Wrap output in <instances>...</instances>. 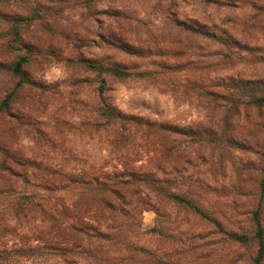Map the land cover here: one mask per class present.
I'll return each instance as SVG.
<instances>
[{
    "label": "trees",
    "instance_id": "obj_1",
    "mask_svg": "<svg viewBox=\"0 0 264 264\" xmlns=\"http://www.w3.org/2000/svg\"><path fill=\"white\" fill-rule=\"evenodd\" d=\"M6 1L14 0L0 3ZM156 1L152 30L141 31L143 19L111 23L102 57H69L91 77L93 98L79 120L54 118L53 127L38 129L39 149L31 154L16 147L20 131L32 125L29 111L16 107L19 92L36 85L27 69L32 50L21 35L28 18H11V32L24 52L9 65L13 86L0 89V264H171L138 245L145 212L154 213L151 231L159 233L181 209L221 227L219 211L206 204L216 180L198 178V160L204 149L211 155L232 151L240 139L234 131L240 113L264 109V83L207 85L198 91L201 112L188 123L121 109L113 83L149 77L175 87L178 77L170 75L194 64L195 39L216 44L213 56H229L246 50L254 36L238 28L229 11L232 0ZM250 8L252 27L264 32V6ZM257 120L264 135V117ZM70 131L86 138L87 146L68 144ZM254 144L264 147V138ZM262 174L251 187L257 201L245 211L249 226L226 230L230 240L255 245L252 264H264V168ZM141 252L147 253L144 259Z\"/></svg>",
    "mask_w": 264,
    "mask_h": 264
},
{
    "label": "rangeland",
    "instance_id": "obj_2",
    "mask_svg": "<svg viewBox=\"0 0 264 264\" xmlns=\"http://www.w3.org/2000/svg\"><path fill=\"white\" fill-rule=\"evenodd\" d=\"M230 12L238 28L246 27L254 41L232 55L213 56L218 46L192 41L191 53L194 64L177 76L175 87L156 83L149 77H135L113 83L112 96L125 111L148 117L194 122L201 112V96L198 91L218 82L225 88L239 81L260 79L264 83V32L251 25L252 4L264 6V0H232ZM156 0H14L0 3V89L7 92L14 84L9 65L20 50L11 32V18L27 17L22 23L21 35L32 50L27 66L36 85L19 92L16 107L26 108L32 125L23 128L16 139V147L24 153H36L39 149L38 129L53 127L54 118L77 121L86 113V103L93 98L89 80L91 77L81 67L70 62L76 53L84 57H102L105 53L103 37L106 28L118 22L147 20L139 25L141 31L152 30L153 8ZM264 13V11H263ZM31 17V18H30ZM136 18V19H135ZM151 19V20H150ZM259 20V17L257 18ZM113 23V24H111ZM237 52V53H236ZM204 61H212L201 67ZM174 75V76H173ZM204 79V80H203ZM223 87V88H224ZM164 88V90H163ZM261 111L249 108L241 112L234 125L240 137L230 153L218 149L211 155L203 150L198 160V178L216 180L206 204L219 211L221 227L215 228L208 220L188 214L181 209L177 219L167 221L165 230L151 231L155 226L154 213L143 215L138 245L162 255L171 264H252L255 245L248 241L230 240L226 230L249 226L246 209L257 199L252 185L263 177L264 147H256L262 129L256 127ZM0 120V124H2ZM65 130L71 129L64 127ZM53 130V128L51 129ZM71 132V131H70ZM67 143L79 149L87 146V139L69 133ZM100 159V154L95 156ZM101 158L100 160H102ZM261 220L264 226V198L261 201ZM222 229L224 231H222ZM144 252L139 254L145 258ZM149 264V263H146Z\"/></svg>",
    "mask_w": 264,
    "mask_h": 264
}]
</instances>
